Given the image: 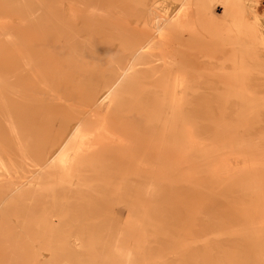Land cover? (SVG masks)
Masks as SVG:
<instances>
[{
  "label": "bare ground",
  "instance_id": "bare-ground-1",
  "mask_svg": "<svg viewBox=\"0 0 264 264\" xmlns=\"http://www.w3.org/2000/svg\"><path fill=\"white\" fill-rule=\"evenodd\" d=\"M259 1L0 0V15L13 17L0 20V144L35 151L34 168L20 177L8 176L0 156V183L9 184L0 211L40 169L74 161L65 154L75 146L182 164L165 175L185 186L184 202L171 196L170 214L201 216L203 178L218 181L216 201L234 210L210 227L219 238L205 237L203 220L195 232L188 225L185 264H264V175L260 206L247 215L235 204L252 201L256 181H235L227 168L264 152V119L243 120L249 104L264 103V62L250 57L253 38L264 49ZM220 171L229 184L212 174Z\"/></svg>",
  "mask_w": 264,
  "mask_h": 264
},
{
  "label": "rangeland",
  "instance_id": "rangeland-1",
  "mask_svg": "<svg viewBox=\"0 0 264 264\" xmlns=\"http://www.w3.org/2000/svg\"><path fill=\"white\" fill-rule=\"evenodd\" d=\"M237 2L240 4L241 0ZM220 6L215 8V13L222 11ZM257 11L264 18V0L257 4ZM12 18L0 15V20ZM0 38L1 50L6 46L7 36L1 34ZM257 43L256 39L251 40L250 57L264 62V49ZM249 105L250 113L244 115L243 120L264 119V103ZM254 127L263 130L259 123ZM210 145H214L210 150L216 152L212 149L216 141ZM81 149L75 146L66 151L65 157L74 160L72 162L54 163L40 169V175L30 182L25 194L0 211V264H185L190 248L188 225L192 223L191 229L195 232L201 229L198 223L203 220L207 223L205 237L219 238L218 232L210 227L220 221L222 214L234 211L232 205H228L233 204L232 201H216L222 188L218 181L203 178L206 182L200 194L209 195L204 196L205 209L201 216L170 214L171 196L184 202L185 186L183 179L171 182L165 175L171 171L179 173L178 166L182 164L160 165L155 161V166L144 165L117 152L107 154L102 149L83 155ZM156 150L162 148L155 146ZM34 153L18 147L9 150L0 144V156L10 177H20L31 171L34 167L29 161ZM193 153L192 159H196ZM263 159L264 152L243 169L242 162L239 167L232 161L228 163V170L236 172L230 175L231 179L235 177V181H246V184L256 181V189L251 187L252 201L240 199L235 204L246 209L247 215L255 213V205L260 204L258 183L263 181L260 177L264 175ZM220 172L212 174L229 184L226 173ZM8 186V183H0V196ZM208 188L209 192L204 191ZM194 200L192 204L196 203ZM258 211L261 212L260 208ZM75 243L78 248L73 247ZM171 258L173 261H169ZM193 259L195 263L196 258Z\"/></svg>",
  "mask_w": 264,
  "mask_h": 264
}]
</instances>
